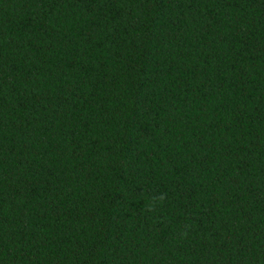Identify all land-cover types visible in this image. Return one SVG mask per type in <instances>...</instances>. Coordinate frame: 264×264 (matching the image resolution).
<instances>
[{
    "label": "trees",
    "instance_id": "trees-1",
    "mask_svg": "<svg viewBox=\"0 0 264 264\" xmlns=\"http://www.w3.org/2000/svg\"><path fill=\"white\" fill-rule=\"evenodd\" d=\"M0 264H264V0H0Z\"/></svg>",
    "mask_w": 264,
    "mask_h": 264
}]
</instances>
